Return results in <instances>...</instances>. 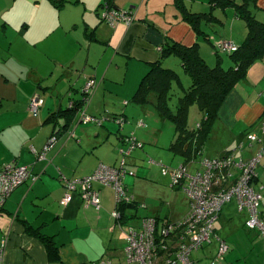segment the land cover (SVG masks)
<instances>
[{
	"label": "crops",
	"instance_id": "obj_1",
	"mask_svg": "<svg viewBox=\"0 0 264 264\" xmlns=\"http://www.w3.org/2000/svg\"><path fill=\"white\" fill-rule=\"evenodd\" d=\"M63 1L64 5L58 8L50 0H0V171L5 165L16 164L30 167L37 177L13 193L0 216V242L7 240L4 264H130L125 254L129 227H141L144 219H155L159 228L183 221L191 210L185 191L172 186L169 176H159L153 170H134L137 181L126 176L127 192L134 196L139 179L146 192L153 188L154 208L148 210L135 195L134 204L120 210L122 218L116 219L115 192L100 183L93 185L101 197L99 212L88 207L77 194L70 204L62 206L66 194L64 178L90 176L101 164L119 168L124 157L120 150H127L128 144L112 118L124 117L126 126L129 121L146 123L147 105L134 104L133 99L155 64L162 62L164 68L180 75L181 85L175 87L180 96L190 87L181 60L174 55L164 58L163 47L177 44L191 48L199 44L202 58L213 67L217 63L215 40L221 38L241 46L248 33L246 24L236 8L216 9L217 20L199 25V36L186 18L189 14L210 12V0ZM106 4L115 11L131 12L132 24L120 22L111 28L102 20ZM251 8L254 16L264 22V0H257ZM227 58L228 64L225 59L223 64L229 68L232 62ZM91 79L97 85L87 114L103 120V124L82 123L77 115L66 127V118L59 113L82 98V90ZM36 96L44 100L38 114L29 109ZM198 110L202 120L190 128L188 118L190 130L197 129L204 120L199 107ZM263 117L264 59L252 65L246 79L230 93L207 142L193 161L188 162L186 155L172 150L176 132L168 144L151 139L150 149L146 148L147 132L138 139L124 126L125 136L137 137L143 144L137 148L142 150L132 152L126 161L136 167L149 158L170 162L172 156L173 160L180 158V166H187L192 174L202 171L205 159L227 155L247 162L264 149V137L249 145L245 139L254 133V127L260 126ZM145 125L144 129L148 122ZM54 137L57 141L46 151L45 159L38 160L31 149L44 152ZM155 170L159 172V168ZM229 171L223 173L226 177L220 181L225 189L240 175L236 167ZM256 172L254 186L263 196L260 213L264 219V156ZM166 190L171 193V201L180 194L184 200L182 205L172 201L164 213L157 204ZM143 206L148 211L141 217L138 209ZM248 219L249 214L240 212L237 201L226 204L215 224L216 237L192 254L193 264H264V239L258 231L246 227ZM44 239L52 245L51 249ZM219 239L229 247L221 259L217 258Z\"/></svg>",
	"mask_w": 264,
	"mask_h": 264
},
{
	"label": "built area",
	"instance_id": "obj_2",
	"mask_svg": "<svg viewBox=\"0 0 264 264\" xmlns=\"http://www.w3.org/2000/svg\"><path fill=\"white\" fill-rule=\"evenodd\" d=\"M131 12L106 10L102 14V20L116 26L120 22L131 25L134 21ZM219 48L222 52H236L238 46L229 42L221 41ZM96 82L88 80L82 90V106L79 109V116L82 123H96L102 125L103 120L87 114L92 98L96 90ZM44 106L43 98L36 96L32 99L29 109L32 113L38 114ZM120 127L122 140L128 144V150H120L124 156L122 168H112L101 164L90 176L67 180L64 178L66 194L61 201L62 206H67L73 201L77 194L88 207H93L99 212L102 208L101 197L94 189L95 183H100L115 191L116 211L113 216L116 219L121 217L119 206L125 203L134 202V198L127 193L124 179L127 173L124 171L125 161L131 153L139 147L137 140L131 137H123L125 119L112 118ZM262 136L258 133H250L247 137L250 144L261 142L264 137V117L260 121ZM56 141L52 138L48 148L42 153L31 149L38 160L45 159V153ZM264 156V149L249 160H235L233 156L226 158L205 159L202 162V171L190 173L187 166L183 165L177 169L169 170L163 167L162 174L169 176L172 186L181 187L187 194L191 213L181 222L157 226L155 219H144L141 227H129L126 234L127 246L125 248L126 259L130 264H193L192 254L199 251L206 244H211L215 234V224L218 221L223 207L232 202H238L240 212H247L249 219L246 227L249 230L258 231L264 238V219L260 213L263 196L255 190L254 180L257 178V167ZM236 167L240 175L230 187L221 189L220 181L225 171ZM230 172V171H229ZM229 176H232L229 174ZM37 177L33 176L30 167H20L9 164L2 167L0 171V215L13 193L24 185L28 180L34 182ZM220 240V239H219ZM7 240L0 242V264H4L6 257ZM229 252L228 245L220 240V251L218 259L223 258ZM211 264H216L213 261Z\"/></svg>",
	"mask_w": 264,
	"mask_h": 264
},
{
	"label": "trees",
	"instance_id": "obj_3",
	"mask_svg": "<svg viewBox=\"0 0 264 264\" xmlns=\"http://www.w3.org/2000/svg\"><path fill=\"white\" fill-rule=\"evenodd\" d=\"M210 1L212 6L210 12L189 14L186 18L198 35H202L199 25H210L214 20H217L214 15L216 9L226 10L229 7H234L238 17L246 24L248 33L244 43L238 46L236 52H222L218 45L222 40L218 41L217 38L213 44L217 51V63L213 67L202 58L199 44H195L191 48L177 44L170 48L163 47L162 56L164 58L174 55L181 60L183 70L191 82L190 87L182 96L177 94L175 87L181 85L180 75L174 70L164 68L162 62H158L145 76L133 99V103L140 106L152 105L163 120L170 121L175 125L177 139L172 150L186 155L188 162L193 161L200 154L208 140L212 125L218 118L222 105L230 93L240 81L246 79L250 67L264 59V22L259 21L251 11L253 8L251 6L257 0H242L241 4L235 0ZM50 2L58 8L64 5L63 0H50ZM104 7H106L105 11L113 9L107 4ZM225 56L231 59L232 65L229 68L223 64ZM175 96L178 102L175 101V106L171 107L170 104L176 98ZM194 105L199 107L204 115V120L197 129L190 130L188 118L190 108ZM81 106L82 98L72 101L68 109L59 113V116L66 118V127L79 114ZM123 119L125 118L123 117ZM123 137L127 136L123 134ZM226 156L221 158H226ZM221 189L223 190V187ZM133 204L134 202L130 204L123 202L118 208L119 212ZM45 241L48 248L51 249L52 245L48 240ZM54 254L57 255V252L54 251Z\"/></svg>",
	"mask_w": 264,
	"mask_h": 264
},
{
	"label": "rangeland",
	"instance_id": "obj_4",
	"mask_svg": "<svg viewBox=\"0 0 264 264\" xmlns=\"http://www.w3.org/2000/svg\"><path fill=\"white\" fill-rule=\"evenodd\" d=\"M261 14V13H260ZM262 17H264V14L262 12ZM259 20V19H258ZM108 24V23H107ZM109 25V24H108ZM111 28H115L114 26H111L109 25ZM220 40H224V39H219L218 38V41ZM225 64L227 65L228 64V58L225 57ZM181 95V94H180ZM176 97V96H175ZM178 102V99L177 97L174 98V100L171 102L170 106L171 107H174V102ZM146 111H145V115L147 117H144L146 123L148 122V126L146 129H144L146 127V123L145 124H142V123H139V122H135V124H132L130 121L127 122V126H126V123H125V126H126V129H128V132H130L131 130L133 131V133L138 137H140V134L142 133H146L147 132V136H146V140L148 142V146L146 148H150V149H153L151 146L152 144V140L151 139H154V138H158L160 139L161 142L163 143H170L172 138L174 137V134H175V125L170 122V121H164L163 119L160 118V116L158 115L156 109L154 107H152L151 105H147L146 107ZM131 110V109H130ZM137 112H141L139 111L140 109L136 108ZM148 110V111H147ZM201 113L199 112L198 110V106L197 105H194L192 106V108H190V115H189V127L190 128H194V126L197 125V123H199L201 120H202V116L200 115ZM143 120V119H141ZM134 121H137V118H134ZM255 128V127H254ZM253 128V131L254 133H258L260 136H262V133H261V128L260 126L259 127H256L255 129ZM134 137V136H133ZM137 137H136V140H137ZM246 141H247V145H249L250 141L249 139H247V137L245 138ZM138 141V140H137ZM138 144L139 146H143V144L141 142L138 141ZM246 144V143H245ZM255 144V143H254ZM247 147V146H246ZM139 148H142V147H139ZM128 150V149H127ZM125 150V151H127ZM137 151L139 150H142V149H136ZM134 150V151H136ZM133 151V152H134ZM210 152L208 151V154ZM166 154V153H165ZM211 154V153H210ZM121 155V154H120ZM121 157H123V155H121ZM238 157H241V154L239 152V155ZM124 159V157H123ZM123 159L121 158L120 160V163H119V168H122L121 166V163L123 161ZM126 159V158H125ZM161 159V158H160ZM158 160V159H157ZM157 160H153V159H148V160H145L143 162H140L139 163V166H136V167H132L130 165L127 164V161H125L126 165L124 166V171L127 173V179L128 178H137V173L134 172V170H140L141 173L142 171L144 170H153L154 173H157L159 176H160V173L162 175V169L163 167H166L168 168L169 170H172V169H177L182 163L180 161V158H177L175 160L172 159V156H171V160L170 162H167L165 161L164 162H161V161H157ZM155 161V162H153ZM162 161H164V159L162 158ZM156 168H159V172H156ZM192 170V169H191ZM195 173V172H193ZM126 178V177H125ZM137 181V179H136ZM125 179H124V185H125ZM127 184H129L127 182ZM137 184V183H136ZM153 188H150L147 192L146 190H143L141 187H140V181L138 179V188L136 189V191L133 192L134 196L136 195L138 197V201L143 203V205H147V209H151V208H154V204L151 200L152 198V194H151V190ZM115 192V191H114ZM128 194L130 193L131 196L134 198V196L132 195V193L130 191L127 192ZM129 194V195H130ZM170 194L167 190L165 192V196H163L162 198H160V200H158V204L157 206L159 208H163L164 209V213H166L169 208H168V204L171 203L172 201L179 204V205H182L183 203V200H184V195L183 194H180L179 196L177 197H173L172 201L170 199ZM189 199V198H188ZM162 201L165 202V204L162 203ZM231 203V202H230ZM142 205V204H141ZM139 205V206H141ZM145 206L143 207H139V211H138V214L139 216L141 217H144V214L147 213V209L145 210L144 209ZM190 212H187L186 213V210H183L182 212L186 213L187 215H189L191 213V210H189ZM186 215V216H187ZM185 216V217H186ZM184 219V218H183ZM209 245V244H208Z\"/></svg>",
	"mask_w": 264,
	"mask_h": 264
},
{
	"label": "water",
	"instance_id": "obj_5",
	"mask_svg": "<svg viewBox=\"0 0 264 264\" xmlns=\"http://www.w3.org/2000/svg\"><path fill=\"white\" fill-rule=\"evenodd\" d=\"M56 141H57V138H56Z\"/></svg>",
	"mask_w": 264,
	"mask_h": 264
},
{
	"label": "clouds",
	"instance_id": "obj_6",
	"mask_svg": "<svg viewBox=\"0 0 264 264\" xmlns=\"http://www.w3.org/2000/svg\"><path fill=\"white\" fill-rule=\"evenodd\" d=\"M248 137V136H247Z\"/></svg>",
	"mask_w": 264,
	"mask_h": 264
}]
</instances>
